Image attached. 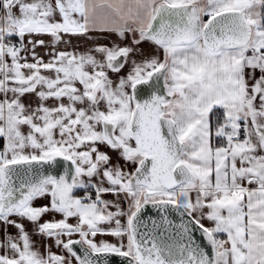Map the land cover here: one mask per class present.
<instances>
[{
    "label": "snow or ice",
    "instance_id": "obj_1",
    "mask_svg": "<svg viewBox=\"0 0 264 264\" xmlns=\"http://www.w3.org/2000/svg\"><path fill=\"white\" fill-rule=\"evenodd\" d=\"M112 257L264 264V0H0V264Z\"/></svg>",
    "mask_w": 264,
    "mask_h": 264
},
{
    "label": "crops",
    "instance_id": "obj_2",
    "mask_svg": "<svg viewBox=\"0 0 264 264\" xmlns=\"http://www.w3.org/2000/svg\"><path fill=\"white\" fill-rule=\"evenodd\" d=\"M91 35L93 36V40L95 42H97V43H100V44H109L110 43V40L114 41L116 39L114 36L106 39L105 36L107 34L93 33ZM39 38L40 39H44L45 41H48V39H49L47 36H43V37H39ZM92 44H93V41L86 40L84 38H76V37H73L71 39V44L70 45L61 44V45H59V47L61 49L67 48V50L76 49L77 51H85L87 48H89L90 46H92ZM36 51L40 55H44L45 52L47 51V49L44 48V47H38L36 49ZM44 58H45V60H47L48 59V56L44 55ZM29 99H31V98L26 97L25 98V102H28ZM105 198L106 199H112L111 196H106ZM42 202H45V201H42ZM33 240L35 242L38 240V242H36V246L40 249L41 252L44 251V249L47 246V244L51 243V241H42L40 239V237H38V236H35ZM52 251L53 252H56L57 249L55 247H53L52 248Z\"/></svg>",
    "mask_w": 264,
    "mask_h": 264
},
{
    "label": "water",
    "instance_id": "obj_3",
    "mask_svg": "<svg viewBox=\"0 0 264 264\" xmlns=\"http://www.w3.org/2000/svg\"><path fill=\"white\" fill-rule=\"evenodd\" d=\"M60 171H62V169H59ZM148 214L151 216H156L157 215V211L155 209H152L150 206L148 208ZM173 218L179 222V217L175 216V214H173ZM196 238H197V242L201 243L205 248H208L207 244L205 241L202 240V238L200 237L199 232H197L196 234ZM210 251V248H209ZM111 264H123V258L120 257H112L111 258Z\"/></svg>",
    "mask_w": 264,
    "mask_h": 264
},
{
    "label": "rangeland",
    "instance_id": "obj_4",
    "mask_svg": "<svg viewBox=\"0 0 264 264\" xmlns=\"http://www.w3.org/2000/svg\"><path fill=\"white\" fill-rule=\"evenodd\" d=\"M144 48H145V51H151V49L149 48V47H147V45H145L144 46ZM43 200H40V201H37L36 203L37 204H42V203H46V201L45 202H42ZM44 219H49V217H44ZM28 229V228H27ZM30 232H31V230L32 229H28ZM9 231H13L14 232V229H9ZM36 235H33V237H32V239H34V237H35ZM36 242H38V240L36 241Z\"/></svg>",
    "mask_w": 264,
    "mask_h": 264
},
{
    "label": "flooded vegetation",
    "instance_id": "obj_5",
    "mask_svg": "<svg viewBox=\"0 0 264 264\" xmlns=\"http://www.w3.org/2000/svg\"><path fill=\"white\" fill-rule=\"evenodd\" d=\"M26 227L28 229H32V226L30 224L26 225ZM97 239L98 240H112L113 238L109 236H98Z\"/></svg>",
    "mask_w": 264,
    "mask_h": 264
}]
</instances>
